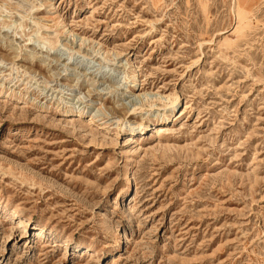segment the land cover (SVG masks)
Instances as JSON below:
<instances>
[{
  "label": "rangeland",
  "instance_id": "obj_1",
  "mask_svg": "<svg viewBox=\"0 0 264 264\" xmlns=\"http://www.w3.org/2000/svg\"><path fill=\"white\" fill-rule=\"evenodd\" d=\"M0 264H264V0H0Z\"/></svg>",
  "mask_w": 264,
  "mask_h": 264
},
{
  "label": "bare ground",
  "instance_id": "obj_2",
  "mask_svg": "<svg viewBox=\"0 0 264 264\" xmlns=\"http://www.w3.org/2000/svg\"><path fill=\"white\" fill-rule=\"evenodd\" d=\"M106 110V109H105ZM101 112V111H100ZM167 118H165V120H166ZM92 121V120H91ZM150 124H151V122H148V123H145V124H143L141 127H139V128H136L135 130H134V132L136 131V132H140V133H143V132H145V131H147L148 129H149V127H150ZM152 128V127H151ZM100 261V260H99Z\"/></svg>",
  "mask_w": 264,
  "mask_h": 264
}]
</instances>
